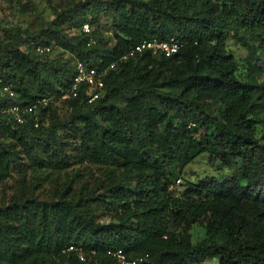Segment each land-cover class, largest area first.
<instances>
[{"label":"trees","instance_id":"1","mask_svg":"<svg viewBox=\"0 0 264 264\" xmlns=\"http://www.w3.org/2000/svg\"><path fill=\"white\" fill-rule=\"evenodd\" d=\"M152 39L179 49L124 59ZM231 39L248 50L246 75ZM77 62L115 64L92 104L85 87L63 99ZM44 97L39 127L0 117V264H121L118 250L148 254L142 264H264V0L60 3L36 31L0 34V108ZM203 153L232 173L182 184ZM68 168L52 198L37 194L45 171Z\"/></svg>","mask_w":264,"mask_h":264},{"label":"rangeland","instance_id":"2","mask_svg":"<svg viewBox=\"0 0 264 264\" xmlns=\"http://www.w3.org/2000/svg\"><path fill=\"white\" fill-rule=\"evenodd\" d=\"M66 1L67 0H0V34L4 33L6 29L14 27H20L34 32L39 29L40 26L46 25L48 22L53 20L55 18V7L60 3H66ZM228 43L229 49L235 54L239 61V71H241L243 75H246L245 70L249 55L248 50L235 39H231ZM47 56L52 59L62 60L69 58V54L59 48H54L53 52ZM66 112L67 111H64L62 115ZM259 135H262L261 129L259 131ZM81 167L83 168V166ZM77 168H80V166H75L73 169ZM94 172L96 174L99 173V171L95 168ZM67 173L72 174V168L57 171H45V174L39 178L40 180L37 179L39 185L37 194H39V196L43 199L52 198L54 196V191L61 189L63 184L67 181ZM231 173L232 172L228 169L220 168V165L211 167L209 165L208 154L203 153L186 168L184 173L185 178H183L182 184L186 182V179L188 181L196 182L213 175L222 179L225 175ZM34 175H36L34 172H30L29 178ZM94 180L95 179H91L90 183L93 184ZM10 184H12V182ZM99 217L102 222H109L108 216ZM192 236L194 242H199L205 237L204 228L199 225H195L192 229ZM201 264H214V260L208 259Z\"/></svg>","mask_w":264,"mask_h":264},{"label":"built area","instance_id":"3","mask_svg":"<svg viewBox=\"0 0 264 264\" xmlns=\"http://www.w3.org/2000/svg\"><path fill=\"white\" fill-rule=\"evenodd\" d=\"M82 31L84 33L90 34L92 28L88 23L83 25ZM90 44H94L95 40L90 39ZM26 47L32 48L39 55H49L52 52L51 46H42L31 41L26 44ZM179 49V45L174 40L172 41H159L158 39L144 40L141 44L137 45L134 49L127 54L124 59L134 56L137 53H142L145 50H152L154 53L163 52L166 56H171ZM115 67L112 64L107 70L99 71L93 67H88L83 62H77L76 64V74L72 87L64 94L63 99L76 98L79 96V92L83 87L86 88L88 95V103H94L98 98H100L104 92L105 82L104 79L109 69ZM3 93L8 94L9 97H15V92L10 86H5L3 88ZM52 97H44L38 99L35 103L31 105H19L13 104L0 108V117L8 116L11 117L15 122L19 124H25L28 118L34 120L35 127H39V121L37 119V114L41 108H45L50 105ZM76 250L75 246H71L69 251ZM110 255H113L121 264H142L149 259V255L140 256L130 260L121 250L112 252L109 251ZM80 259L84 260L85 256L80 254Z\"/></svg>","mask_w":264,"mask_h":264}]
</instances>
